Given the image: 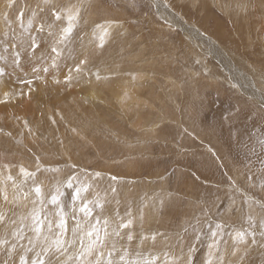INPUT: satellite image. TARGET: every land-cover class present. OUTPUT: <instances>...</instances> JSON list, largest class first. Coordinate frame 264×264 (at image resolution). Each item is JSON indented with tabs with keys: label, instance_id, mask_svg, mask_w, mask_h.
Returning <instances> with one entry per match:
<instances>
[{
	"label": "rangeland",
	"instance_id": "374dc122",
	"mask_svg": "<svg viewBox=\"0 0 264 264\" xmlns=\"http://www.w3.org/2000/svg\"><path fill=\"white\" fill-rule=\"evenodd\" d=\"M73 1L65 0L66 3ZM8 2L9 0H4L0 5V54H3L2 49L5 44L2 33L7 31L3 16L5 14L10 16V22L17 37L16 42L23 43L22 29L16 18L17 13L20 10L25 12L24 24L27 25V18L31 15L30 11L37 0H12L15 7L6 12L4 6ZM125 2L126 0H109V3L113 5L111 16L117 17L119 23H123L128 18V13L122 7H117ZM237 2L244 3L245 0H153L150 7L137 11L136 17H133V19L138 17L135 26L130 27L124 24V27L116 32V36L110 42L108 41L109 44L106 43L104 49H100L97 57L85 66L80 76L74 78L68 85L64 83V77L70 68L74 69L77 62L69 56V51H77L76 46L93 35L92 22L103 21V13L95 11L97 16L91 20L92 13L85 12L84 17L87 23L81 24L78 29L80 35L73 40L68 49L62 51L61 58L57 61L59 67L55 69L49 67L47 74H40L43 79L34 80L33 84H28L25 81L33 79V66L40 63L37 57L47 58L54 43L47 28L40 33L33 31L31 35L40 45L35 57L31 52L25 51V44L20 49L22 52L20 67L12 65L10 55L7 64L0 63V66H4L8 73L3 77V81L9 83V91L24 93L28 90L32 93L29 96L30 113L27 114L30 119L28 124L32 129L31 133L26 127L18 124L19 120L16 121L13 118L6 122L8 115L0 114V128L11 131L16 137L23 132H28V135H23L21 140L17 139L20 143L13 146L8 159L22 162L29 170H32L35 167L32 163L33 154L41 155L45 164H55L58 159L66 161L71 156L72 161L89 166L90 171L94 169L103 170L105 174L112 172L120 174L122 181L119 186L120 214L123 215L127 207L131 206L138 224V209L143 204L146 231L158 229L161 232L171 233L178 224L189 221L195 223L193 216H199L201 208L210 209L208 219L223 222L224 210L230 206L227 195L229 189L226 183H222L217 189L214 187L216 181L226 179L222 177V173L233 168V161H236L241 168L251 162L252 172L258 174L260 159H264V153L259 147V141L264 139V131H262L264 121L259 115L262 110L261 101L264 100L260 92L261 85L264 84L261 78V73L264 72V66L261 64L264 60L262 56L264 53V9L259 7L261 0H252L257 7L255 10L249 7L247 12L237 9ZM140 3L146 5L149 0H140ZM157 3L160 4L159 8L155 6ZM165 3L170 7H163ZM200 4L204 6L197 7ZM25 5L28 7L25 8ZM87 5L88 0H86L85 9ZM165 18L172 24L171 28L164 23ZM43 19L47 23V18ZM193 28L201 32L207 30L205 37L208 39L202 38L197 41L189 38L188 33L193 31ZM26 36L27 33H24V37ZM91 39L88 47L99 44L98 35H93ZM210 44H214L211 50L208 46ZM61 48L63 49V46ZM181 50L187 55L181 56L180 61L177 62L175 57L180 56ZM101 52H103L102 56L99 55ZM188 56H198L211 72L220 73L228 81L220 76L207 80L197 79L194 71L199 66L193 68L190 61L186 62ZM147 58L151 59L147 60ZM50 63L51 61H48V64ZM102 63L111 64V66L105 70L106 64L102 65ZM97 69L104 73L108 71V78H102L97 82L96 77L92 75L97 71L100 72ZM82 75H85L84 78L87 80L80 78L83 77ZM165 75L176 80L181 85L180 89H175L171 85L173 82L168 83L169 81L164 78ZM119 76L122 77V82L116 81L120 79ZM233 76L238 78L239 84L244 85L243 88L230 87L229 78ZM53 77L59 79L62 84H55ZM44 79L47 80L46 85ZM113 80L121 86L125 84L122 89L125 87L126 93H130L131 97L132 93L138 97L135 102L131 98L128 104L129 107L131 103L135 104L136 113L132 119L129 112H122L106 98H103L106 104L85 100V107L80 108V112H72V105L68 106L67 112L65 111L67 108L64 109L63 104L69 101V97L76 96L83 99L82 96L88 94L85 93L87 90L84 88L90 81H95L94 83H97L100 89L102 88L101 94L105 97L107 91L113 89L112 86L117 87ZM40 84L44 86L41 90H46L48 96H38L36 90L39 89ZM106 84L109 88H105ZM57 89L61 94L57 93ZM38 101L40 103H36ZM45 103L54 105L60 111L56 114L50 111L47 116ZM40 105H42V111L37 109ZM237 106L244 107L246 112L251 111V115L247 119L242 117L239 121H233L234 136L230 139L228 125L225 124L223 130L220 128L221 117L228 115ZM18 107L20 108V105ZM117 112L120 115L116 114ZM50 117L56 121V125L50 123L53 120ZM73 129L76 131L74 132ZM185 129L187 132L184 131ZM237 130L240 137L239 143L235 139ZM60 141H63V146ZM2 142L3 138L0 137V143ZM208 147L218 150L223 162L227 164L226 168L217 170L210 159ZM250 147L255 148V154L249 151ZM219 163L221 161H217V164ZM173 170L176 172L175 176L171 175ZM193 172H197V175L203 173V175L197 180L192 175ZM56 175L48 173L41 176V179L46 177L47 181L54 185L55 180L52 178ZM66 176L67 171L59 174V179L63 180ZM204 176L211 177V182L205 183ZM129 181L133 183H124ZM106 184L105 181L98 187L94 186V190L100 197L105 195ZM68 191L70 190H66ZM253 192L256 199L264 197L259 188L252 190L250 195ZM87 194L84 195L87 196ZM157 195L165 199L168 197L175 199V208L178 213H181L178 219L169 215H165L162 219L154 217L151 204ZM108 196L110 199V192ZM197 197L200 201L198 207L193 209L190 204L196 201ZM64 199L66 203L70 202V196L66 195ZM212 201H216V207H211ZM156 204L158 205L159 201H156ZM108 208L114 214L115 203L105 206L104 215L111 219L113 214L108 215ZM235 208H242L243 211L236 210L229 216H224V220H227L224 240L229 243L231 240L228 233H232L234 229L248 228L246 217L249 209L241 203L239 197L236 199ZM99 211L98 209L97 212ZM258 211L257 208L256 212ZM255 214L253 212V215ZM197 227L203 232L208 231L204 218ZM191 235L190 230L189 236ZM256 239L259 241L260 236L257 235ZM206 244L205 240V243L198 246L195 264H201L205 257ZM147 248L146 245L145 254H147ZM262 257H264V249L259 245L250 246L246 257L247 264H261ZM161 263L162 256L158 261V264Z\"/></svg>",
	"mask_w": 264,
	"mask_h": 264
},
{
	"label": "snow or ice",
	"instance_id": "6c2138e0",
	"mask_svg": "<svg viewBox=\"0 0 264 264\" xmlns=\"http://www.w3.org/2000/svg\"><path fill=\"white\" fill-rule=\"evenodd\" d=\"M152 3L153 0H149L146 5L141 4L140 0H126L123 5H117L128 13V18L123 23H119L117 17L111 16L113 5L109 3V0H88L86 9L82 4L66 3L65 0H37L34 8L31 9L27 25L24 24L25 12L20 10L17 13L16 18L22 29L23 43L16 42L17 37L10 22V16L8 14L3 16L7 31L2 33L5 44L2 49L3 54H0V63L7 64L10 55L12 65L20 67L22 63L20 49L25 44V51L31 52L35 57L40 45L31 33L33 31L44 32L47 28L54 43L47 58L37 57L40 63L32 68L33 79L25 81L28 84H33L34 80L43 79L40 74H47L49 67L53 69L59 67L57 61L61 58L62 51L68 49L73 40L80 35L78 29L81 24L87 23L84 13L91 11L103 13L102 23L92 22V34L98 35L101 42L91 48L85 45L78 52L69 51V56L77 61L74 69L70 68L64 77V83L71 84L73 79L84 71L85 66L97 57L96 48L104 49V38L110 35V29L116 26L119 30L124 27V24H128L130 27L135 26L138 17L136 19L133 17H136L137 11L144 7H150ZM155 6L159 8L160 4L157 3ZM200 6L204 5H197V7ZM4 7L7 12L15 7V4L9 0ZM25 7L28 6L25 5ZM163 7L169 8L170 5L165 3ZM249 7L255 10L257 5L252 0L236 4V8L244 12H247ZM259 7L264 9V0H261ZM45 17L47 23L43 19ZM164 23L168 24L169 28L172 27L166 18ZM205 32L194 29L189 31L188 35L189 38L199 41L202 38L208 39L205 37ZM24 33H27L26 37H24ZM212 47L214 45L210 44V50ZM99 55L102 56L103 52ZM186 55L181 50L180 56L175 59L179 62L181 56ZM48 61L51 63L48 64ZM188 61L191 62L193 68L199 66L194 71L197 79L214 78V74L198 56H188L186 62ZM261 64L264 66V60L261 61ZM6 75L8 73L5 67L0 66V78ZM92 75H95L97 81L102 78L98 71ZM261 78L264 80V72L261 73ZM53 82L61 83L55 77H53ZM44 83L47 84L46 79H44ZM229 85L232 89L244 87L243 84H239L238 78L235 76L229 78ZM260 92L264 96V84L261 85ZM14 95H16L14 92H4L3 96L7 99H0V103H8ZM261 104L262 110L259 115L260 119L264 121V100L261 101ZM250 115L251 111L246 112L244 107L237 106L228 115H222L220 128L223 130L227 124L229 138L232 139L235 127L233 121H239L242 117L247 119ZM52 123L55 124L56 121L52 120ZM27 126L28 122H25V127ZM31 131L32 129L29 128L30 133ZM73 131L75 132L76 129ZM184 131L187 132V129ZM0 137L3 138V142L0 143V264H158L161 256L162 264H195L198 246L205 243V240L207 241V252L201 264H247L246 257L249 254L250 246L259 245L264 249V197L256 199L254 192L250 195V192L256 188H259L260 192L264 194V159H260L258 174L252 172L251 162L241 168L236 161H233V168L222 173V177L226 179L216 181L214 187L217 189L222 183H226L229 189L227 195L230 206L224 210L223 222H214L208 219L210 209L201 208L200 215L193 216L195 223L189 221L185 224H178V227L169 233L161 232L158 229L145 230L143 204L138 209V224L131 206L127 207L123 215L120 214L119 186L122 183L120 174H105L103 170L94 169L90 171L89 166L72 161L71 156L66 161L58 159L55 164H45L43 157L39 154H33L32 163L35 167L34 170H29L24 163L8 159L13 146L20 143L16 136L11 131L0 128ZM235 139L237 143L240 142L238 130ZM60 144L63 146V141H60ZM259 147L260 151L264 153V139L259 141ZM207 150L211 154L210 159L217 170L227 167L223 158L218 154V150H214L213 147H208ZM249 151L255 154L254 147H250ZM217 161H221V163L217 164ZM14 170H16L15 174ZM65 171H67L65 179H59V174H63ZM165 171L167 172V169ZM48 173L57 175L52 178L55 183L51 190L45 192L43 191L45 179H41V176ZM230 173L232 174L230 175ZM171 175H176L175 170ZM192 175L199 180L203 173L197 175V172H193ZM211 179L209 176H204L205 183H210ZM105 181L107 184L103 197L97 193L95 198L88 199L84 195L91 188L98 187ZM66 190L70 191L66 192ZM109 192L111 193L110 199ZM66 195L70 196V202L66 203L64 199ZM237 197L249 209L246 217L248 228L234 229L232 233H228L231 240L229 243L224 240L227 226L224 216H229L236 210L243 211L242 208H235ZM156 201H159L158 205ZM199 201L200 198L197 197L196 201L191 202V208H197ZM113 202L115 203V212L110 219L104 215L105 206ZM48 205L52 206L51 209L48 208ZM216 206V201H212L211 207ZM151 208L154 217L161 219L165 215L178 219L181 215L176 210L175 199L172 197L165 199L157 195L152 201ZM257 208L258 212H256ZM21 209H26V211H21ZM98 209L99 212H97ZM253 212L256 214L253 215ZM202 218L208 226L207 232H203L201 228L197 227ZM137 229L139 230L137 231ZM190 230L191 236H189ZM257 235L260 236L259 241L256 239ZM146 245L148 246L147 254H145ZM158 245L159 248H157ZM261 264H264V257L261 258Z\"/></svg>",
	"mask_w": 264,
	"mask_h": 264
},
{
	"label": "bare ground",
	"instance_id": "6f19581e",
	"mask_svg": "<svg viewBox=\"0 0 264 264\" xmlns=\"http://www.w3.org/2000/svg\"><path fill=\"white\" fill-rule=\"evenodd\" d=\"M4 0H1V2H3ZM1 2H0V5H1ZM4 4V3H3ZM31 4V3H30ZM71 4H82L83 5V7H85V4H86V0H74ZM26 8V7H25ZM1 9V8H0ZM31 12V11H30ZM91 13H92V15H91V20H94L95 18H96V16H95V11H91ZM171 15V14H170ZM29 17V16H28ZM93 17V18H92ZM28 19V18H27ZM27 21V20H26ZM92 21H90V23H91ZM103 21H101V23H102ZM2 26H3V24H2ZM3 28V27H2ZM16 28V27H15ZM194 29V28H193ZM117 31H119V30H117V28H116V26H113V28H111L110 29V35L109 36H106L105 38H104V44H109L108 43V41L110 42L111 40H112V38L114 37V36H116V32ZM127 32L125 31V34H126ZM187 35V34H186ZM188 36V35H187ZM84 37H86V36H84ZM87 38V37H86ZM91 38H93V35H91V37L90 38H87V39H85V40H83V41H81L77 46H76V49H77V52L80 50V49H82L85 45H87L88 46V44H90L91 43V41H92V39ZM192 40H194V39H192ZM101 41H100V39H99V43H100ZM95 43V42H94ZM113 43V42H112ZM111 44V43H110ZM196 44V43H195ZM209 44V43H208ZM214 45V44H213ZM198 46V45H197ZM209 46V45H208ZM193 50V49H192ZM201 50V49H200ZM96 51H97V53L100 51V49L99 48H96ZM107 54V53H106ZM204 54L202 53V56H203ZM208 55V54H207ZM111 56H109V58H110ZM152 58V57H151ZM151 58H147V60H149V59H151ZM222 58V57H221ZM110 60H111V58H110ZM102 62V61H101ZM100 62V63H101ZM136 62V61H135ZM147 62H149V61H147ZM221 62V61H220ZM140 63V62H139ZM104 64H106V65H104ZM116 64V63H115ZM102 65H104V66H106V68H105V70L107 69H109V67L111 66V64H107V63H102ZM224 67V66H223ZM117 68V67H116ZM124 68V67H123ZM132 68V67H131ZM222 68V67H221ZM125 69V68H124ZM227 69V68H226ZM97 70H99L100 72V75H101V77L102 78H108L107 76L109 75V72L108 71H106L107 73H104V72H102V70H100V69H97ZM97 70H95V71H97ZM112 70V69H111ZM224 71H226L225 69H224ZM143 72V71H142ZM117 73V72H116ZM125 73V72H124ZM139 73V72H138ZM213 74H214V76H220L222 79H225L226 77H224V76H221L220 75V73L218 74L217 72H212ZM119 74V73H118ZM232 74V73H231ZM83 76V75H82ZM94 77H95V75H93ZM85 77V75L83 76V77H80V78H82V79H86V78H84ZM113 77V76H112ZM120 77V79L118 80V79H116V81H121L122 82V77L121 76H119ZM132 77V76H131ZM101 78V79H102ZM167 81H169L168 83H172L171 85L175 88V89H177V90H179L180 89V87H181V85L180 84H178V82H176V80L174 81V80H172L171 79V77H169L168 75H165V77H164ZM4 79L3 78H0V99H7L6 97H4L3 96V93L4 92H11V91H9L8 90V86H10L9 85V83L7 82V81H3ZM87 80V79H86ZM141 80V79H140ZM145 80V79H144ZM226 81H228V79H225ZM115 80H113V82H114ZM116 81H115V83H116ZM125 81H126V79H125ZM217 81V80H216ZM95 81H90V83H87V85L85 86V88L84 89H86L87 91L85 92V93H88L87 95H83L82 97H83V99H80V98H78V97H76V96H71V97H69V101H67L66 103H64L63 105V107H64V109L65 108H67V109H65V111L66 110H68V106L69 105H72L71 107H72V112H80L81 111V109L80 108H84L85 107V100L88 102V101H92V102H98L99 101V104L100 103H104V104H106L105 103V101L106 100H110L109 101V103L111 102V104H113L114 106H117L122 112H129V116H131V119L133 118V116H135L134 114L136 113V108H135V104L133 105L132 103V105L130 104V107H129V101H131V98H132V100H134V102H135V100L137 99L138 100V97L136 96V95H134V93H132V97L128 94V93H126V90L123 88L122 89V87L125 85H123V83H122V85L123 86H121V84H119V83H116L117 84V87H114V86H112L113 87V89H110L109 90V92L107 91V93L105 94L106 96L105 97H103L102 96V94H101V92H102V88L100 89L99 88V85H97V83H94ZM98 82V81H97ZM102 82V81H101ZM112 82V84H114ZM120 82V83H121ZM154 83H156L155 81H153ZM110 83V82H109ZM125 83V82H124ZM62 84V83H61ZM101 84V83H100ZM129 84V83H128ZM109 85H111V84H109ZM66 86V85H65ZM103 86H104V84H103ZM39 87V89H37L36 90V93H38V96H41V95H43L42 97H46V96H48V92H45V91H42L41 89H44L43 87V85L42 84H40V86H38ZM83 87V86H82ZM105 88H109V86L106 84V87ZM242 90V89H241ZM240 90V91H241ZM57 91V93L58 94H61V92L59 91V89H57L56 90ZM243 91V90H242ZM133 92H135L134 90H133ZM161 92V91H160ZM248 92V91H247ZM71 93V92H70ZM259 93V92H258ZM15 94L16 95H14V96H12L10 99H9V102L8 103H0V114L1 113H5L6 115H8L7 117H6V122H8L10 119H15L16 121H20V123H18V124H20L22 127H25V122H28V120L30 121V119H28V116H27V114L28 113H30V111H29V108H30V103H29V96H30V94H32L31 92H29L28 90H25L24 91V93H23V91H17V92H15ZM166 94V93H165ZM82 95V94H81ZM107 95H109V97L107 96ZM140 95V94H139ZM77 96H79V95H77ZM99 96H100V98H99ZM103 98H106V100L105 99H103ZM105 100V101H104ZM47 102H48V100H47ZM36 103H40L39 101L38 102H36ZM78 104V105H77ZM96 104H98V103H96ZM18 105H20V108L18 107ZM32 105V104H31ZM77 105V106H76ZM89 105V104H88ZM93 105V104H92ZM95 105V104H94ZM41 106L42 105H40V106H37L38 108L37 109H41ZM87 106V105H86ZM128 106V108L126 109V107ZM105 107V106H104ZM106 107H107V105H106ZM78 108V109H77ZM89 108V107H88ZM45 109H46V111H47V116L50 114V111H53V112H55V114H56V112L58 113L60 110H58L54 105H52V104H50V103H48L47 105H46V103H45ZM70 110V109H69ZM77 110V111H76ZM32 111V110H31ZM41 111H42V109H41ZM40 112V111H39ZM67 112V111H66ZM120 112V111H119ZM34 113V112H33ZM40 113H42V112H40ZM37 114H38V112H37ZM65 114H67V113H65ZM116 114H118V112L116 113ZM58 115V114H57ZM100 115V114H99ZM109 115V114H108ZM107 115V116H108ZM118 115H120V114H118ZM32 116V115H31ZM36 116V115H35ZM46 116V117H47ZM55 116V115H54ZM123 116V115H122ZM33 117V116H32ZM34 118V117H33ZM43 118V117H42ZM51 118V117H50ZM50 118H47V119H50ZM51 119H53V118H51ZM147 119V118H146ZM54 120V119H53ZM63 121V120H62ZM65 122V121H64ZM63 122V123H64ZM37 123V122H36ZM50 123L52 124V121H50ZM7 124V123H6ZM37 124H39V123H37ZM57 123H55V125H56ZM60 124V123H59ZM12 125V124H11ZM13 126V125H12ZM21 126H20V128H21ZM37 126V125H36ZM50 126V125H49ZM91 126V125H90ZM56 127V126H55ZM85 127H87V126H85ZM29 124H28V126L26 127V129H28L27 131H29ZM88 128V127H87ZM53 129V128H52ZM51 129V130H52ZM153 129V128H152ZM23 130V129H22ZM88 130V129H87ZM24 131V130H23ZM26 131V132H27ZM21 133L20 134V136H17L16 137V139H19V140H21V138H22V136L23 135H28V132L27 133ZM47 132H48V130H47ZM96 132V131H95ZM14 135V134H13ZM18 135V134H17ZM121 136V135H120ZM60 137H61V135H60ZM33 140V139H32ZM99 140V139H98ZM124 141V140H123ZM101 144H102V142H100ZM102 156V155H101ZM68 157V156H67ZM32 170H34V169H32ZM111 172V171H110ZM113 173V172H112ZM15 174V173H14ZM42 179H45V185H44V187H43V191H45V192H48V191H50L51 190V187H52V183H49L47 180V178L46 177H43ZM96 189H97V187H96ZM92 191V192H91ZM91 191H89L88 192V194H87V198L88 199H93V198H95V196H96V194L98 193L97 191H95L94 190V187H93V189L91 190ZM52 206L51 205H48V208L50 209ZM29 208H30V205H29ZM114 208V207H113ZM67 209V208H66ZM21 211H26V209H21ZM112 210H110L109 208H108V215H111V214H113V212H111ZM113 216H114V214H113ZM113 216H111V217H113ZM71 222V221H70ZM162 264V263H161Z\"/></svg>",
	"mask_w": 264,
	"mask_h": 264
}]
</instances>
